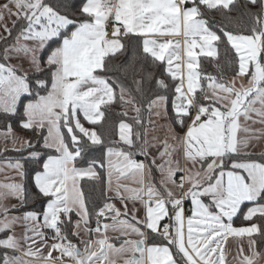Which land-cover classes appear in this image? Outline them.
<instances>
[{"label": "snow or ice", "instance_id": "6c2138e0", "mask_svg": "<svg viewBox=\"0 0 264 264\" xmlns=\"http://www.w3.org/2000/svg\"><path fill=\"white\" fill-rule=\"evenodd\" d=\"M0 121V264H264V0H0Z\"/></svg>", "mask_w": 264, "mask_h": 264}, {"label": "trees", "instance_id": "16d2710c", "mask_svg": "<svg viewBox=\"0 0 264 264\" xmlns=\"http://www.w3.org/2000/svg\"><path fill=\"white\" fill-rule=\"evenodd\" d=\"M219 19H221V18H220L219 16H216V20H219ZM214 22H215V21H214ZM134 54H135V50H133L132 52H130L128 55H129V56H133ZM205 66L208 67L210 71L212 70L211 66H209V65L207 64V62H205ZM3 124H4V122H3V121H0V127H3ZM16 131L19 132V133H21V134H24L26 137H27V136H30V133H28V132H23V131H21L19 128H17ZM7 155H8V156H15L16 153L9 152V153H7ZM86 187H90V186H86ZM241 223H242V216L239 217V218H236V219H235V224H241Z\"/></svg>", "mask_w": 264, "mask_h": 264}, {"label": "crops", "instance_id": "0c3cea01", "mask_svg": "<svg viewBox=\"0 0 264 264\" xmlns=\"http://www.w3.org/2000/svg\"><path fill=\"white\" fill-rule=\"evenodd\" d=\"M161 134H163V133H161ZM2 143V142H1ZM4 147V143H2L1 145H0V148H3ZM8 147L9 148H11L9 145H8ZM187 207H189V205H186V208ZM237 226H239L240 224H236ZM229 247H234V242H232L230 245H229Z\"/></svg>", "mask_w": 264, "mask_h": 264}, {"label": "rangeland", "instance_id": "374dc122", "mask_svg": "<svg viewBox=\"0 0 264 264\" xmlns=\"http://www.w3.org/2000/svg\"><path fill=\"white\" fill-rule=\"evenodd\" d=\"M18 134H20V135H23V136H25L24 134H21V133H19V132H17ZM26 137V136H25ZM4 143V141L2 140V139H0V145L2 144V143ZM9 146L10 147H12V145L11 144H9ZM7 175H11V173L10 172H8V173H6ZM3 174H0V176H2Z\"/></svg>", "mask_w": 264, "mask_h": 264}]
</instances>
